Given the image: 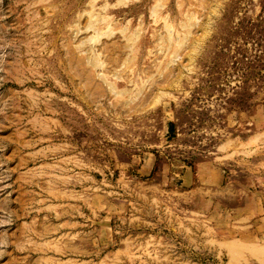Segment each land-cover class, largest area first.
<instances>
[{
    "label": "rangeland",
    "instance_id": "1",
    "mask_svg": "<svg viewBox=\"0 0 264 264\" xmlns=\"http://www.w3.org/2000/svg\"><path fill=\"white\" fill-rule=\"evenodd\" d=\"M0 264H264V0H0Z\"/></svg>",
    "mask_w": 264,
    "mask_h": 264
}]
</instances>
